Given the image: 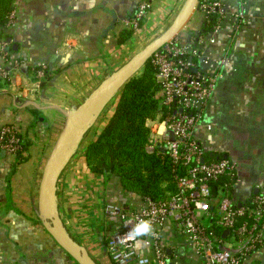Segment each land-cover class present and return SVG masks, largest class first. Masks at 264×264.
Here are the masks:
<instances>
[{"label":"crops","instance_id":"0c3cea01","mask_svg":"<svg viewBox=\"0 0 264 264\" xmlns=\"http://www.w3.org/2000/svg\"><path fill=\"white\" fill-rule=\"evenodd\" d=\"M142 1L14 0L18 24L7 31V39L13 56L27 66L13 73L12 81L0 83V130L16 125L29 148L27 159L18 163L0 143V264H81L52 237V224L41 212V191L69 114L118 73L134 51L163 36L189 3L155 0L142 28L120 46L119 36L132 29L125 20L134 16ZM224 5L222 31L209 53L215 59L226 55L228 62L205 111L199 138L207 160L236 162L240 191L249 196L264 180V0H224ZM197 12L202 14L197 9L186 28L194 26ZM239 12L243 18L234 19ZM43 65L52 75L44 84L32 79L34 70ZM217 67L211 64L205 70L215 74ZM119 95L68 154L54 194L63 228L73 242L87 249L94 264H114L106 240L119 225L106 216V208L135 211L145 204L143 196L124 189L118 176L95 174L86 160L88 146L111 119ZM31 112L38 115L36 119ZM162 246L168 264H202L188 238L170 220ZM243 264H264V247Z\"/></svg>","mask_w":264,"mask_h":264},{"label":"built area","instance_id":"2783aa9c","mask_svg":"<svg viewBox=\"0 0 264 264\" xmlns=\"http://www.w3.org/2000/svg\"><path fill=\"white\" fill-rule=\"evenodd\" d=\"M154 1H142L125 23L138 29L140 21L153 10ZM198 9L212 30L191 36L187 43L177 36L151 59L157 69L160 108L146 122L150 131L146 149L174 166L178 191L168 193L167 199L159 202L145 198V204L135 211L106 208V216L119 225L106 240L107 254L115 264H168L162 246L167 220L188 238L202 264H243L264 247V180L255 187L257 193L243 196L236 162L230 158L207 160L199 138L205 111L223 78L228 57L215 59L209 53L226 18L224 0H202ZM17 18L14 10L6 31L17 26ZM233 18L242 19L243 12ZM2 34L0 29V83H8L13 80V73L27 63L13 56L11 43ZM211 64L218 66L215 74L205 70ZM47 68L41 66L32 79L42 82ZM0 143L8 155L16 157L25 141L19 127L6 125L0 130ZM141 221H149L152 231L135 236L133 230ZM225 231L230 233L224 239Z\"/></svg>","mask_w":264,"mask_h":264},{"label":"trees","instance_id":"16d2710c","mask_svg":"<svg viewBox=\"0 0 264 264\" xmlns=\"http://www.w3.org/2000/svg\"><path fill=\"white\" fill-rule=\"evenodd\" d=\"M14 10V0H0V29L6 38L9 16ZM146 21L147 18L141 20L138 29ZM135 30L123 31L118 44L122 46L132 40ZM211 30L212 26L204 22L202 28L193 32L192 36ZM40 68L34 70L35 74ZM156 74L157 69L150 61L142 73L122 89L111 119L99 137L88 146L86 160L93 173L118 176L125 190L159 202L166 200L168 193H176L178 188L174 182V166L168 159L146 149L150 135L146 122L154 118L160 108ZM51 77L50 69L47 68L42 84ZM31 115L35 119L38 116L35 112H31ZM28 148L29 144L25 142L16 156L18 163L27 159Z\"/></svg>","mask_w":264,"mask_h":264},{"label":"water","instance_id":"95a60500","mask_svg":"<svg viewBox=\"0 0 264 264\" xmlns=\"http://www.w3.org/2000/svg\"><path fill=\"white\" fill-rule=\"evenodd\" d=\"M199 3L200 0H189L184 13L163 36L131 59L118 73L102 85L78 111L69 114L70 121L67 131L56 147L45 175L40 205L43 216L52 224V237L63 250L73 255L81 264L94 263L87 249L69 238L54 204L57 183L68 162V154L79 146L84 130L89 127L91 122L95 121L111 99L144 69L157 52L181 33L198 9ZM194 71L196 70L194 69ZM229 233V231H225L223 238L225 239Z\"/></svg>","mask_w":264,"mask_h":264},{"label":"rangeland","instance_id":"374dc122","mask_svg":"<svg viewBox=\"0 0 264 264\" xmlns=\"http://www.w3.org/2000/svg\"><path fill=\"white\" fill-rule=\"evenodd\" d=\"M151 13V12H150ZM149 13V14H150ZM198 13V18L195 19V24L193 26V24H191L189 27H185L182 31H181V34L179 35L180 39H181V42L182 43H187L189 41V39L191 38V36L193 35L192 33L193 32H197L198 31V28L201 26L204 25V17L202 16V14L200 12H197ZM148 14V15H149ZM148 18V16L146 17ZM183 34V35H182ZM151 43H144L143 46H141L138 50L134 51V56L133 58L138 54L140 53L141 51H143L148 45H150ZM132 58V59H133ZM169 220H167L168 222Z\"/></svg>","mask_w":264,"mask_h":264},{"label":"clouds","instance_id":"9594fccd","mask_svg":"<svg viewBox=\"0 0 264 264\" xmlns=\"http://www.w3.org/2000/svg\"><path fill=\"white\" fill-rule=\"evenodd\" d=\"M152 231V225L149 221L139 222L133 230L135 236L147 235Z\"/></svg>","mask_w":264,"mask_h":264}]
</instances>
